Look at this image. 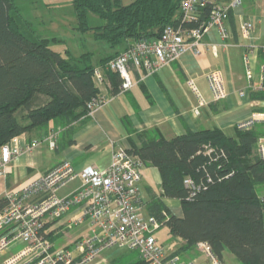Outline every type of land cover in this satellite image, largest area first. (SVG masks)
Returning <instances> with one entry per match:
<instances>
[{"label": "trees", "instance_id": "16d2710c", "mask_svg": "<svg viewBox=\"0 0 264 264\" xmlns=\"http://www.w3.org/2000/svg\"><path fill=\"white\" fill-rule=\"evenodd\" d=\"M125 1L72 0L78 28L93 29L96 38L114 50L96 65L92 52L74 55L52 48L51 39L36 31L16 0H0V146L23 133L41 138L46 129V134L59 126L68 131L73 122L88 116L87 104L99 93L93 81L97 68L109 81L110 93L118 94L123 79L107 66L112 57L137 41L159 37L169 24L198 26L216 5H225L224 0H212L196 19L182 22L181 0ZM90 14L101 22L91 25ZM128 120L124 123L133 132ZM262 136L260 125L238 128L234 136L219 127L172 138L153 130L137 133L140 144L132 141L130 149L146 165L157 167L162 178V192L152 196L151 212L185 241L182 248L208 242L220 261L229 250L241 264H264V196L259 190L264 185V156L258 151ZM187 177L195 188L185 184ZM163 197L180 199L183 215L174 214ZM109 264L148 263L136 255L124 260L121 254Z\"/></svg>", "mask_w": 264, "mask_h": 264}, {"label": "built area", "instance_id": "2783aa9c", "mask_svg": "<svg viewBox=\"0 0 264 264\" xmlns=\"http://www.w3.org/2000/svg\"><path fill=\"white\" fill-rule=\"evenodd\" d=\"M211 2L181 0L179 21L196 19L199 10ZM241 4L242 0H232L229 4L216 5L209 19L198 26L169 24L159 37L137 41L112 57L107 66L120 73L122 91H127L135 83L134 72H139L141 76L154 74L164 65L179 60L187 51L200 54L203 37L210 28L216 27L224 38L228 37L229 11ZM254 28L253 20H245L241 25V36L250 39ZM255 53L254 45H246L244 62L250 78L253 77ZM207 78L213 100L224 99L227 92L223 72L214 70ZM93 81L99 93L87 104L89 117L106 101L102 92L105 78L100 68L95 70ZM190 84L199 105L206 104L194 83ZM256 88L264 91V82ZM263 121L264 112H255L238 125L250 128ZM59 132L60 129H56L26 143L17 135L0 146V178L8 175L12 162L21 152H29L42 143H48L50 148L55 149ZM258 151L264 156L263 137L258 141ZM145 165L138 154L123 147L114 151L106 168L87 165L78 170L70 162L63 161L22 189L6 190L0 198L4 200L0 202V253L17 241L26 244L2 264H105L102 254L113 247L136 251L148 264H199L195 260H184L179 254L169 253L155 235L162 222L155 215L145 216L142 213L140 185ZM77 177L81 178L79 187L69 194H61V189ZM185 184L195 188L189 177L185 179ZM74 209L80 211L78 216L67 219ZM84 222L89 225L88 234L69 245H56L58 233L67 234L71 228ZM198 247L213 264H221L208 242H199Z\"/></svg>", "mask_w": 264, "mask_h": 264}, {"label": "crops", "instance_id": "0c3cea01", "mask_svg": "<svg viewBox=\"0 0 264 264\" xmlns=\"http://www.w3.org/2000/svg\"><path fill=\"white\" fill-rule=\"evenodd\" d=\"M231 1L224 0L223 3L229 4ZM231 12L227 19L228 37L224 38L218 28H210L203 37L200 54L187 51L179 60L164 65L154 74L141 76L139 72H134L133 87L118 94L110 93V83L105 79L102 84V92L106 96L104 104L93 116L73 122L68 131L63 132L62 127H57L60 132L55 149L50 148L48 143H42L29 152H21L12 162L8 175L0 178V198L6 190L22 189L63 161L70 162L78 170L87 165L106 168L111 163L115 150L132 148V141L140 144L137 133L141 131L153 130L166 138H172L189 130L219 127L228 135L234 136L238 128L246 129L238 124L255 112H264V91L256 88L264 82V0H242V4L232 8ZM248 19L255 22V28L251 38L246 40L241 36L240 29L242 23ZM248 44L256 47L251 78L244 62ZM113 53L114 50H111L109 54ZM214 70L222 71L225 77L227 95L220 101L213 100L207 78ZM191 82L205 99L206 104L203 106L199 105ZM126 117L133 132H130L124 123ZM255 125L262 126L264 130V121ZM47 132L48 129L41 136L44 137ZM19 137L26 143L37 136L23 133ZM80 184L81 178L77 177L61 190L65 189L64 195L69 194ZM140 187L143 198L142 213L145 216L154 215L150 209L152 196L162 192V178L157 167L145 165ZM163 201L174 214L183 215L180 199L163 197ZM79 213L78 209H74L67 219L76 217ZM82 224H85L87 229L78 237L70 238L71 243L90 232L88 223ZM164 228L167 231L161 236ZM70 230L64 235L70 237ZM58 234L55 242L57 246L64 236ZM155 235L169 253L180 249L178 254L184 260L213 264L198 244L193 248H182L185 241L171 233L168 226L162 225L155 231ZM25 244L23 241H17L1 252L0 264L23 249ZM118 251L121 249L103 253L105 264H109L118 255ZM132 252L139 257L136 251ZM226 259L225 256L221 264H228Z\"/></svg>", "mask_w": 264, "mask_h": 264}, {"label": "rangeland", "instance_id": "374dc122", "mask_svg": "<svg viewBox=\"0 0 264 264\" xmlns=\"http://www.w3.org/2000/svg\"><path fill=\"white\" fill-rule=\"evenodd\" d=\"M16 2L24 16L33 22L36 31L51 39V46L55 50L63 53L71 51L74 55L92 52L93 63L96 65L103 56L113 50L106 42L96 38L93 29L82 31L78 28L72 0H16ZM125 2H129V0ZM100 22L98 16L90 14L91 25H97ZM53 38H57V40ZM259 190L264 196V185H261ZM64 193L65 189L61 190V194ZM85 229H87L85 224L75 227L70 230V237L67 235L61 237L58 245L70 244V240L78 237ZM165 231H167L166 228L161 231V236ZM116 249L117 247L110 248L104 254L116 252ZM121 254L124 255V260L132 259L136 255L135 252L129 250L118 251V255H116ZM225 256L228 264H241L231 251L227 250Z\"/></svg>", "mask_w": 264, "mask_h": 264}]
</instances>
